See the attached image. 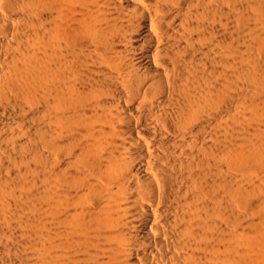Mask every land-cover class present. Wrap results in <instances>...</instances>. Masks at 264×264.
Wrapping results in <instances>:
<instances>
[{
  "label": "bare ground",
  "instance_id": "6f19581e",
  "mask_svg": "<svg viewBox=\"0 0 264 264\" xmlns=\"http://www.w3.org/2000/svg\"><path fill=\"white\" fill-rule=\"evenodd\" d=\"M0 264H264V0H0Z\"/></svg>",
  "mask_w": 264,
  "mask_h": 264
}]
</instances>
